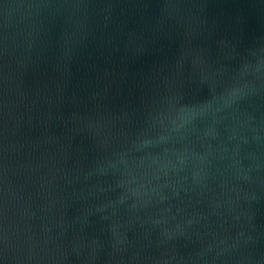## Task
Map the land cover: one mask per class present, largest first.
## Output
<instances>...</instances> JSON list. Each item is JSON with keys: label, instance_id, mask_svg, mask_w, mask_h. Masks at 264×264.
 Instances as JSON below:
<instances>
[{"label": "water", "instance_id": "obj_1", "mask_svg": "<svg viewBox=\"0 0 264 264\" xmlns=\"http://www.w3.org/2000/svg\"><path fill=\"white\" fill-rule=\"evenodd\" d=\"M0 264H264V0H0Z\"/></svg>", "mask_w": 264, "mask_h": 264}]
</instances>
